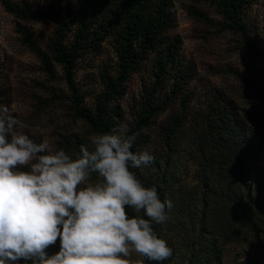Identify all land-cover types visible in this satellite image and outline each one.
Segmentation results:
<instances>
[{
    "label": "rangeland",
    "instance_id": "obj_1",
    "mask_svg": "<svg viewBox=\"0 0 264 264\" xmlns=\"http://www.w3.org/2000/svg\"><path fill=\"white\" fill-rule=\"evenodd\" d=\"M11 1L21 4L24 0ZM27 1L34 8H42L46 0ZM72 3L76 9L85 5L84 0ZM174 4V25L168 35L181 40L179 54L188 73L184 93L170 98V103L163 106L171 91L172 80L168 79L154 93L153 101L162 106L158 114L147 127L131 133L155 79L151 61L145 62L129 76L125 95L114 102L121 108L117 129L126 126L127 135L135 137L133 151L148 149L154 156L151 164L133 170L146 185L155 184L163 172L174 182L175 198L169 197L172 207L157 232L167 239L170 247L180 248L164 264H189L190 253L184 240L187 237L193 240L199 230L198 217H191L189 211L200 207L201 177L205 170L211 183L218 182L223 173H232L235 184L244 182V187L251 188L247 212L255 225L242 214L240 221L228 219L220 226L211 213L207 214L214 243L222 248L221 263L264 264V208L256 204L259 195L264 201V62L244 46L239 33L219 29L216 23L223 17L206 0H174ZM193 9L206 13L214 23L195 16ZM245 19L254 46L264 52V0H251ZM20 28L28 30L45 50L56 32L53 22L18 18L0 0V104L16 110L13 114L27 125L25 131L31 130L30 138L35 142L46 138L55 148L78 155L80 145L89 146L90 138L98 133L86 120L75 116L63 68L55 64L54 75L46 73L40 59L24 41ZM115 63L110 41L78 60L75 74L83 95L82 105L94 107L103 90L100 73L104 69L113 70ZM183 98L187 99L185 105ZM176 116L181 118L182 125L166 139L167 129ZM221 119L226 122L237 119L241 125L238 137L247 146L243 178L233 157L228 155L229 149L223 155L224 145L216 136L226 130L223 124L218 125L219 121L223 123ZM202 135H206V152L198 145ZM173 220H178L177 226L183 230L169 233L167 229ZM208 245L203 241L199 246ZM58 250L59 237L48 252ZM127 260L128 264H145L144 258L135 252Z\"/></svg>",
    "mask_w": 264,
    "mask_h": 264
},
{
    "label": "clouds",
    "instance_id": "obj_2",
    "mask_svg": "<svg viewBox=\"0 0 264 264\" xmlns=\"http://www.w3.org/2000/svg\"><path fill=\"white\" fill-rule=\"evenodd\" d=\"M15 111L0 104V264H128L132 252L164 264L172 256L154 229L172 201L133 171L154 156L132 150L126 126L93 135L72 156L46 138L35 142Z\"/></svg>",
    "mask_w": 264,
    "mask_h": 264
},
{
    "label": "trees",
    "instance_id": "obj_3",
    "mask_svg": "<svg viewBox=\"0 0 264 264\" xmlns=\"http://www.w3.org/2000/svg\"><path fill=\"white\" fill-rule=\"evenodd\" d=\"M73 0H46L42 8H34L24 0L21 4L4 0L5 9L21 19L49 20L56 25V32L47 44V49L41 48L31 37L28 30L20 28L24 41L41 61L43 70L54 75V65L64 70L65 80L70 90L71 105L75 116L84 119L97 133L110 132L117 129L121 108L114 102L126 93L125 83L129 76L140 69L147 61H151L155 79L152 92L147 96L139 119L131 133H137L147 127L161 107L153 101L156 90L172 80L170 95L163 102V106L170 103V98L179 97L184 93L188 73L179 51L181 40L178 36L170 37L168 31L174 25V0H84L85 5L75 6ZM216 7L223 17L218 22L221 31L231 30L242 36L244 46L261 62H264V52L254 46L251 30L245 19L246 9L251 0H206ZM193 14L207 22H213L204 12L193 9ZM214 23V22H213ZM72 32V33H71ZM69 33L71 39L69 40ZM110 41L116 63L113 70L104 69L100 73L103 90L95 99L94 107L82 105L83 95L76 82L75 68L78 60L85 53L98 51L104 43ZM183 98V104H186ZM226 130L218 132L216 136L223 146V155L227 149L229 157L238 166L240 177L246 167L247 146L238 137L240 124L235 121L221 119ZM182 125L180 117H174L173 125L167 129L166 139ZM217 127V126H216ZM228 130V133H227ZM204 137L199 144L206 152ZM225 143V144H224ZM134 146L132 145V150ZM231 153V154H229ZM228 159L225 160V163ZM229 166V165H228ZM166 169L167 166H164ZM224 166H219L222 168ZM223 169V168H222ZM209 173L205 170L201 177L200 207L191 209L189 215L198 217V233L192 240L185 238V247L190 253L189 264H222V248L214 243L213 230L208 228L207 214L211 213L216 222L224 225L228 219L240 221L243 217L251 222L248 214L251 188L244 187V182L236 183L233 174H221L216 183L208 181ZM161 198L174 196V182L163 175L155 182ZM262 192V191H261ZM259 195L256 204L264 208V201ZM131 212V210H129ZM227 212L230 214L226 215ZM193 219V218H192ZM178 220H173L167 229L174 233L179 228ZM255 225L254 222H251ZM161 224L154 225L155 231ZM206 241L210 245L201 248L199 245ZM199 242V245L197 244ZM199 246V247H198ZM172 248V247H171ZM180 247L175 246L173 251ZM144 258V257H143ZM145 264H155L144 258Z\"/></svg>",
    "mask_w": 264,
    "mask_h": 264
}]
</instances>
